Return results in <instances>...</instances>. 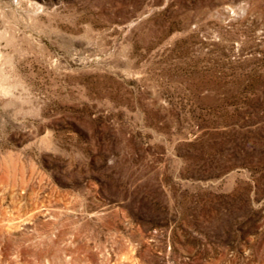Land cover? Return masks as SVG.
<instances>
[{"label":"rangeland","instance_id":"1","mask_svg":"<svg viewBox=\"0 0 264 264\" xmlns=\"http://www.w3.org/2000/svg\"><path fill=\"white\" fill-rule=\"evenodd\" d=\"M0 264H264V0H0Z\"/></svg>","mask_w":264,"mask_h":264}]
</instances>
